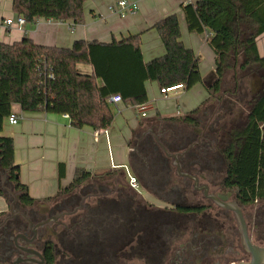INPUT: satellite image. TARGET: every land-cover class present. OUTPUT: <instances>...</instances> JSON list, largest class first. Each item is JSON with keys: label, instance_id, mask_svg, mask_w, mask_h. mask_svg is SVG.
<instances>
[{"label": "trees", "instance_id": "obj_1", "mask_svg": "<svg viewBox=\"0 0 264 264\" xmlns=\"http://www.w3.org/2000/svg\"><path fill=\"white\" fill-rule=\"evenodd\" d=\"M84 1L12 0L11 9L29 23L42 18L82 24ZM181 10L189 32L207 34V45L214 53L216 65V80L212 87L217 88L228 75L232 77L234 94L228 95L229 98L219 105V117L230 113L235 106H245L238 127L228 123L226 129L220 128L216 147L221 153L222 164L219 156L208 152L207 168L227 170L225 186L241 205H250L255 200L264 202V134L261 129L264 87L253 96L248 91L251 73L264 82V56H259L256 47V38L264 32V0H196L184 3ZM153 28L163 44L164 53L148 62L143 60L139 34L111 42L76 39L70 47L39 45L27 36L12 44L0 41V132L3 122L12 113L13 104H18L22 111L65 114L73 127L88 126L97 132L107 130L113 124L115 106L109 101L113 94L121 96L120 103L124 106L135 108L149 101L147 81L156 82L159 89L182 84L185 90L201 83V56L181 41L176 14L164 16ZM77 64L89 65L91 74L79 72ZM206 101L188 113L162 117V120L177 126L190 122L201 112ZM158 118V113L152 117ZM161 142L169 151L175 147L166 139ZM127 145L130 147L129 141ZM13 150V139L0 134V174L18 186L25 201L32 202L34 198L29 196L27 186L16 177L18 166ZM165 162L162 158L159 164ZM149 164L152 168L154 163L150 160ZM168 168L166 175L153 185L169 188L178 182L172 167L169 165ZM64 173V164L59 163L58 178L64 177ZM117 177H120L117 170L91 172L77 168L69 186L59 187L53 196L80 188L95 202L83 206L85 218L95 221H91V225L83 223L85 230L79 247L74 241V230L64 231L62 250L66 256L77 255L82 244L89 248L88 234L93 228L96 242L104 243L108 232L104 218L109 216V203H113L112 215L127 218L132 223L128 225L129 230L137 225L136 219L145 220L157 214L155 209L144 207L146 203L130 190L107 199L106 181H115ZM126 178L128 182L129 177ZM68 201L73 202L72 196Z\"/></svg>", "mask_w": 264, "mask_h": 264}, {"label": "flooded vegetation", "instance_id": "obj_2", "mask_svg": "<svg viewBox=\"0 0 264 264\" xmlns=\"http://www.w3.org/2000/svg\"><path fill=\"white\" fill-rule=\"evenodd\" d=\"M253 74L248 78L251 96L264 87L261 78ZM215 80L209 83L207 92L211 100L204 106L207 108L201 109L200 118L197 115L178 126L160 116L142 118L130 133L133 143L129 147L127 166L117 170L120 177L115 181H106L107 199L130 190L146 203L144 207L155 209L157 214L145 220L136 219L137 225L129 230L128 225L132 223L127 218L112 215L113 203H109V216L104 218L108 230L104 243L96 242L93 228L88 234L89 248L82 244L80 252L72 258L62 250L64 231L74 230V241L79 247L85 230L83 223L91 225V221H95L83 214L84 205L95 204L93 197H86L89 193L77 188L56 197L54 194L28 202L18 186L0 174V264H232L249 261L250 254L241 245L236 216L226 205L235 202L240 206L247 236L253 244L264 248V202L255 200L250 205H241L225 186L227 170L207 168L208 152L221 156L216 147L220 128L226 129L227 123L238 127L245 109V106H236V110L219 117V105L228 95H233L234 90L233 86L224 85V81L217 88L212 87ZM161 139L174 144L172 151L161 144ZM161 146L169 153L186 150L177 156L181 171L196 176L197 184L206 186L207 194H212L216 200L209 198L203 189H195L192 178L177 175L174 158L165 154ZM178 147L181 148L176 149ZM162 158L166 161L163 165L159 164ZM150 160L154 163L152 168ZM220 160L222 164L221 157ZM168 164L178 182L169 188L153 185L166 175ZM126 177H129L128 182ZM130 179L135 186L130 184ZM141 192L162 206L144 199ZM71 196L73 202L68 201ZM72 203L75 204L71 208ZM134 236L135 241H132Z\"/></svg>", "mask_w": 264, "mask_h": 264}, {"label": "crops", "instance_id": "obj_3", "mask_svg": "<svg viewBox=\"0 0 264 264\" xmlns=\"http://www.w3.org/2000/svg\"><path fill=\"white\" fill-rule=\"evenodd\" d=\"M117 1L85 0L82 24L38 18L31 23L25 22L22 27H6L4 20L14 19L17 15L11 9L12 0H0V41L12 44L27 36L39 45L70 47L76 39L111 42L139 34L143 60L148 62L164 53L163 44L153 28L154 23L173 13L178 19L181 41L201 56L199 71L202 81L189 90L167 94L160 93L156 82L147 81V117L155 113L160 117L185 114L206 101V86L216 78L214 53L207 45L205 33L196 34L187 30L181 10L184 3L196 0H128L138 4V11L123 17L113 11ZM256 47L259 56H264V32L256 38ZM76 69L81 73L92 72L86 64H77ZM114 106L112 126L96 132L88 126L73 127L65 114L42 110L22 111L18 104L12 105V113L17 115L18 122L9 124L6 119L0 134L13 139L17 177L20 183L27 186L30 197L42 199L53 196L59 187L70 184L77 168L99 172L127 166V142L131 130L142 119L137 118L136 108L121 103ZM59 163L64 164L65 171L61 179L58 178Z\"/></svg>", "mask_w": 264, "mask_h": 264}, {"label": "water", "instance_id": "obj_4", "mask_svg": "<svg viewBox=\"0 0 264 264\" xmlns=\"http://www.w3.org/2000/svg\"><path fill=\"white\" fill-rule=\"evenodd\" d=\"M253 76L256 77L255 74H253ZM162 149L165 152V154H167L168 156L174 158V164L176 166L177 175L192 178L194 180V188L195 189H197V190L203 189L204 193L209 198L211 197L214 200H216L215 197L212 194H207V187L206 186H201V185L197 184L198 179H197L196 176H193L191 174H188V173H185V172L181 171V167H180V164H179V162L177 160V156L178 155H183L186 150H183V151L177 152V153H169L164 147H162ZM17 176L18 175H16V177ZM226 206L234 212V214L236 216V219H237V225H238V228H239V231H240L241 245L244 248V250L248 254H250V260L249 261H246V262L241 261V262L232 263V264H264V248L253 244L251 242V240L249 239V237L247 236L246 224H245L244 218L242 216V211H241L240 206H238L235 202H230Z\"/></svg>", "mask_w": 264, "mask_h": 264}, {"label": "built area", "instance_id": "obj_5", "mask_svg": "<svg viewBox=\"0 0 264 264\" xmlns=\"http://www.w3.org/2000/svg\"><path fill=\"white\" fill-rule=\"evenodd\" d=\"M113 11L116 12L119 16L123 17L125 15H133L138 11V4L136 2H131L128 0H119L117 1L116 5L113 7ZM25 24V20L21 16H16L14 19L7 18L4 20V25L6 27L15 25L17 27H22ZM184 87L182 84H176L170 87L160 88L161 94H167L169 92H176L178 90H183ZM109 101L112 103H120L121 102V96L119 94H113L109 97ZM136 109H141V116L142 118L146 117V111H148V105L143 104L140 106L135 107ZM67 116V115H66ZM7 121L9 124H16L18 122L17 115L11 113L7 117ZM130 184L132 186H135V182L133 179H130Z\"/></svg>", "mask_w": 264, "mask_h": 264}, {"label": "rangeland", "instance_id": "obj_6", "mask_svg": "<svg viewBox=\"0 0 264 264\" xmlns=\"http://www.w3.org/2000/svg\"><path fill=\"white\" fill-rule=\"evenodd\" d=\"M206 37H207V34H206ZM207 76V75H206ZM205 76V77H206ZM208 77V76H207ZM231 80H232V77H231V75H228L227 76V78L225 79V81H224V85H226V86H230V87H232L233 86V84H232V82H231ZM211 82H213V81H211ZM209 83H210V81H209ZM208 86H209V84L206 86L207 88H208ZM250 94V93H249ZM207 95H208V93H207ZM210 97L211 96H209L208 95V97H207V101H206V104L205 105H208V103H210L209 101L211 100L210 99ZM204 105V106H205ZM204 106L202 107V108H204ZM240 105H238L237 107H239ZM205 108H207V106L205 107ZM204 108V109H205ZM233 109H235L236 110V106H235V108H233ZM141 109H135V113H136V116H137V118H139V119H142V117H140L141 116ZM153 113V112H152ZM152 113H150V114H152ZM146 114L148 115V111H146ZM244 114H245V112H244V110H243V116H244ZM180 115V114H179ZM151 117V116H150ZM198 117L200 118L201 117V115H198ZM147 120L148 119V117L147 118H144L143 120ZM220 125V124H219ZM227 125H228V123H227ZM261 129H262V133L264 134V124L261 126ZM224 134H222V136H223ZM132 138V137H131ZM129 139V144H132L133 143V139ZM141 194H142V196L144 197V199H147V200H149V201H151V202H153L155 205H159V206H162V204L160 203V202H158V201H155L153 198H151L150 196H148L146 193H144V192H141ZM249 209V211H251V208H248ZM178 242H183V241H178Z\"/></svg>", "mask_w": 264, "mask_h": 264}]
</instances>
